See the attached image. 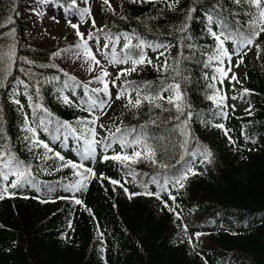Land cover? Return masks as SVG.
Returning <instances> with one entry per match:
<instances>
[{
    "label": "trees",
    "instance_id": "1",
    "mask_svg": "<svg viewBox=\"0 0 264 264\" xmlns=\"http://www.w3.org/2000/svg\"><path fill=\"white\" fill-rule=\"evenodd\" d=\"M53 1L62 6L69 5L67 0ZM118 1L121 13L104 10V31L97 35L103 38L104 34H110L114 39L123 32L135 33L146 45H164L171 52L170 59L166 60L167 69L161 67L165 61L147 57L152 63L138 66L136 72L122 76L120 90L125 87V81H130L128 92L133 100L136 98L133 89L138 86L142 95L162 94L167 97L171 93L164 89L171 83H180L185 102L190 106L185 112L193 113L188 125L190 137L188 144L181 147L185 137L180 129L186 116L176 120L177 113L166 100L158 101L162 108L147 102L140 108H130L126 106V95L120 99L104 127L97 129V139L108 138L109 130L115 132L116 127L135 128L136 132L129 139L142 131L143 139L156 149L159 164L141 161L132 165L137 174L134 180L128 174V168L117 161L102 159L105 154L111 156L121 152L118 143L113 144L107 153L102 145H98L97 162L93 165L88 161L83 163L92 167L98 177L103 174L120 181L129 193L142 192V183H147L149 191L156 192L158 188L150 182L151 176L180 175L187 167H194L200 174L190 175L179 192L169 185V191L176 196L175 204L166 193H161L162 200L170 207L179 205L176 212L181 219H177L175 213L168 211L155 197L136 195L129 199L123 188L112 185L108 179H92L78 198L83 204L77 205L71 198L72 192L64 189V185L75 182L72 170L55 171L60 161L38 159L44 152L42 148L28 151L29 141L24 137L30 134L23 131L25 114L34 126L28 95H32V104L42 100L54 117L72 123L79 131L82 126L77 119H92L91 111L86 109L89 96L97 94L92 93L89 86L86 95L85 82L61 71L56 65L52 66L50 57L61 44H26L19 16L23 0H0V51L6 52L13 43L16 49L10 75L5 76L0 71V80L5 85L0 88V151H4V145H7L18 159L32 166L33 175L41 184L40 193L26 186L16 197L0 201V264H264V33L257 40L261 46L258 51L260 64L253 66L247 60L245 63V74L248 75L245 82L249 89L247 102L254 111L242 117L247 121L242 131L235 124V117H232L235 127L220 123L221 112L208 99L215 91L208 87L213 83L215 62L205 67L207 56L212 54L215 46L207 31V15L223 17L230 26L242 28L249 19L245 13L252 9L237 5L233 0ZM169 4L174 7L170 8ZM192 8L196 11L191 12L192 19L187 20ZM185 23L188 31L182 33L179 29ZM13 28L14 39L8 35ZM212 28L219 31L215 24ZM187 36L191 39H186ZM137 42L133 38L132 43ZM106 43L110 47L105 53L110 56L111 43ZM189 44L193 47H187ZM123 45H115L117 54L123 55ZM123 65L126 68L132 66L130 63ZM65 72L75 76L80 86L63 89L62 94L70 98L74 93L73 102L78 106L65 105L58 98L57 89H62L63 82L68 80ZM206 74L208 78H205ZM53 77L59 79L53 80ZM37 87L40 96L36 95ZM12 89L25 91L26 103H21L23 111L20 105L6 100ZM216 124L229 129L228 135L215 127ZM229 136L235 144L230 143ZM38 137L64 155L66 160L81 162L75 138L70 136L61 142L42 129L38 130ZM203 146L213 153L210 164H201L202 157L191 155ZM126 151L131 154L133 149ZM160 164L167 165V169ZM44 185L53 186L55 191L47 193ZM24 196L29 198H22ZM37 196L55 202L41 203L33 198ZM86 208L91 209V214ZM97 225L102 237L98 235ZM184 225L193 233L191 243L183 231ZM197 232L202 233L199 240L194 236ZM65 235L67 239L63 238Z\"/></svg>",
    "mask_w": 264,
    "mask_h": 264
},
{
    "label": "snow or ice",
    "instance_id": "2",
    "mask_svg": "<svg viewBox=\"0 0 264 264\" xmlns=\"http://www.w3.org/2000/svg\"><path fill=\"white\" fill-rule=\"evenodd\" d=\"M40 4H45L48 0H37ZM132 3L141 2V0H131ZM150 2V0H148ZM178 2V0H176ZM233 2L237 5H245L248 8L252 9L245 13L248 15L249 19L246 22L245 26L242 28H234L230 26L227 20L223 17L217 16L213 17L212 14L207 15V31L210 36L215 41V46L212 54L207 56L208 64L205 67H209L213 62L216 63L215 72L217 75H213L211 80L213 83L208 85L209 88L214 89L212 95L208 97V99L212 100L217 104L218 107H225L224 101L226 99L225 96L221 95L220 89L216 88V84L214 83L219 79V82L223 84L224 79L228 78L230 81H235L239 83V79L236 74L233 72V67L238 68L243 63V55H246V52H243V49L250 48V46L255 45L258 51L261 50L260 44L257 43V40L264 33V0H233ZM83 3L86 5L84 8H79L77 6V0H71V3L66 8V17H71L73 15L77 16L79 19V23H72L70 18L67 19V23L71 28L75 30L76 36L79 38V42L73 46H70L69 49H61L53 53L54 56L59 57L61 52H68L75 49L76 51L73 54L79 58L81 55L85 59V63L89 65L88 70L92 71V64L101 67V75L94 78L95 82L103 84L102 88H92L90 91L92 93L97 94L95 97L89 96V107L86 110H94L99 109L103 110L105 105L108 104V101L111 100V93L109 89V81L105 79V77L110 76L111 74L107 71L106 68L101 65V61L96 58V55L93 53L92 46H90L89 41H95V46L97 51H101L102 49H108L110 47L109 43H104L102 46L100 44L101 36L97 35V33H103V28H96V21L92 17L91 7L88 5V0H83ZM105 5H108V10L114 12L110 4V0H103ZM169 7H174V4H169ZM35 11V10H33ZM196 9L192 8L187 16V20H191V12H195ZM40 15V13H36ZM124 18V17H122ZM88 20H91V28L96 31H89L87 36L83 32L80 31V24L87 23ZM59 21H57L58 23ZM9 23H12L10 20ZM215 24L219 31H215L212 28V25ZM246 29V30H245ZM182 33H187L188 24L185 23L179 29ZM10 37L14 39L15 37V29L13 28L11 32L8 33ZM106 41L111 43V55H105V59L108 63L113 65L118 64H128L130 63L132 66L130 68H125L120 71L119 74L115 76V79L111 81V84L115 87L116 81L121 79V76L130 75L132 72H136L138 70V66L144 64H151L152 61L147 58L144 48L147 47H156L154 45H146L143 40H140L135 33H127L123 32L117 35L114 39L110 34H104L103 37ZM123 38L125 41L123 45V55L117 54L115 45L119 43L120 39ZM133 38L137 39V43L133 44ZM186 39H191L190 36L185 37ZM231 42L235 45V49L233 52H229L226 43ZM187 47H193L191 44L187 45ZM243 52V55L241 53ZM160 55H164L163 52ZM233 55L239 56L240 59L238 62L233 65L232 57ZM16 58V49L15 43L7 48L6 52L0 51V71H3L5 76L10 75L12 66L15 62ZM227 60V67H224L225 61ZM26 63H32L31 61L25 60ZM55 67V65H52ZM161 67L164 69L168 68L167 62H165ZM61 71H63L61 69ZM231 73V76H229ZM177 75H179V71L177 70ZM65 76H68V80L63 82V88L57 89V92L60 94L59 99L62 103L69 106H78L75 105L74 102L67 95H63V89H69L80 86V82L77 81L75 76H69L67 72L64 73ZM207 74H206V77ZM53 80H58V77H53ZM51 83V80L48 81ZM71 82V83H70ZM23 83V81H21ZM92 81H89V84ZM89 84H84L83 87L85 89V94H88ZM132 82L125 81V87H123L116 95V99H121L122 97L128 96V104L126 106H130V108H140L144 102L153 105L156 108H162L163 105L158 101L166 100L167 104L172 105L175 109L177 115L175 116L176 120H180L181 116H186V119L182 121L183 127L180 129L181 135L185 137L183 144L181 147H185L188 144V138L190 137V132L188 131L189 121L193 118V113L191 111L185 112V109L190 107L185 102V97L183 92L181 91L180 83H171L167 86L165 91H170L171 95L165 97L162 94H143L140 91V86L133 89L136 92V98L133 100L128 92V89L131 87ZM4 83L0 80V88L4 87ZM147 87V86H144ZM99 93H103L107 99H100ZM74 94V93H73ZM244 94H249L248 89H244ZM36 95L40 96V88H36ZM236 99V97H232ZM27 99L29 100V106L33 108V117H34V126L33 122H30L27 114L24 116V128L23 131L30 134L24 137L25 141H29L28 151L33 152L35 149H43V154L39 155L37 158L42 159L44 161L51 160L55 158L60 161L59 167L55 169V171H61L64 168H69L72 170V175L76 177L75 182L64 185L65 191L72 192L73 194L76 192L86 191L89 185V182L92 179H99L101 181L108 179L112 185H119L123 188L125 193H128L129 199L136 195H145L149 197H155L158 200H161L164 207L168 209V211L175 213L177 219H181L179 213L176 212V207H170L167 201L162 200L161 193H166L168 198L175 204L176 196L172 195L171 191H169V185L172 188H175L177 192L180 189L185 187L186 181L189 179V176L198 175V173L194 167H187L185 171L180 175L168 176L165 175L161 177L159 174L155 176H151L150 182L158 188V191L152 192L149 191L147 183H142L141 187H143V191L139 193H129L128 189L124 187V184H121L120 181L115 179H109L105 177L103 174H100L98 177L95 170L92 167L85 166L83 161L94 160L97 156V146L102 145L104 152L107 153L108 149L112 147L113 144L118 143L122 149L121 152H117L114 155H103L102 159L104 161L113 160L120 163L123 167L129 169V175L135 180L136 172L131 167L134 164L140 163L141 161H149L153 165H158L159 162L156 159V149L153 145L149 144L146 140L143 139V132L137 133L131 140L129 136L132 133L136 132L135 128L131 129H122L121 127H116L115 132H111L109 130V137L106 139H97L99 133L97 132V121L99 120V116H94L93 119H77V123L82 127L78 131L76 127L73 126L72 123L68 121H61L58 117H54L53 113L49 111L48 108L44 107L42 100L41 103L32 104V95H28ZM13 103L20 105V110L23 111L24 106L21 104L20 100L14 99ZM110 106V105H109ZM234 107V106H233ZM39 113V115H37ZM249 114H251L249 110ZM222 115L226 118L227 113L222 112ZM100 128H103L104 125L100 124ZM215 127L224 130L225 135H228L229 129H226L223 124H216ZM43 130L44 132H49L54 140H61V142L67 141L71 136L77 141V154L80 158L81 162H75L73 160H66L65 156L60 152L55 151L50 144L44 140H40L38 137V130ZM2 131V129H0ZM230 143L235 144V141L231 139L229 136ZM139 147V150H137ZM132 148L133 151L131 154H128L126 149ZM4 151H0V201L6 198H14L17 196L19 192H21L26 186H30L37 193L41 192V184L36 181L35 176L32 172V166L30 164H26L24 161L18 159L16 154L12 152L7 145H4ZM52 153L51 156L48 154ZM192 156L199 155L202 157L200 160L201 164L204 163H212L214 156L212 151L203 146L201 149H198L197 152L191 153ZM162 168L167 169V165H159ZM43 171H47L46 169H42ZM50 174V173H48ZM147 175V174H142ZM10 177H12L11 182L9 183ZM127 183V181H125ZM47 189V193H52L55 191V188L51 185H44ZM115 190V189H113ZM24 199H28L29 197L24 196ZM34 199L40 200L41 203L55 202L40 199L39 196L33 197ZM75 204L82 205L83 201L76 198L75 195L71 197ZM58 199H67V197H58ZM91 214V209H85ZM69 228L72 227L71 221H69ZM98 235L103 236V233L99 232V226L97 225ZM183 231L187 234V225H184ZM202 233H194V236L197 240H199ZM63 238L67 239V235ZM189 243L192 242V237H188ZM103 251V249H101Z\"/></svg>",
    "mask_w": 264,
    "mask_h": 264
},
{
    "label": "rangeland",
    "instance_id": "3",
    "mask_svg": "<svg viewBox=\"0 0 264 264\" xmlns=\"http://www.w3.org/2000/svg\"><path fill=\"white\" fill-rule=\"evenodd\" d=\"M71 2V0H68ZM110 4L114 9V14H120L121 7L118 0H110ZM88 5L91 7L92 17L96 21V28H103L105 24V20L102 17V12L104 10H108V5L103 3V0H88ZM77 6L79 8H84L86 5L83 3V0H77ZM35 10V11H33ZM112 12V11H111ZM36 13H40L37 15ZM19 15L23 21L24 26V38L25 42L28 45L32 46H55L57 44H61V47L57 49L55 52L60 51L61 49H69L70 46L75 45L79 42V38L75 34V30L69 26L67 23V19L70 18L72 23H79V19L77 16L73 15L71 17H66V8L63 9L60 5L54 4L52 0H48L45 4H40L37 0H24L20 6ZM57 21H59L57 23ZM80 31L87 36L89 31H95V29L91 28V20H88L87 23L80 24ZM123 38L120 39L118 45H123ZM106 43L103 39L100 40L101 46ZM90 46H92L93 53L96 55V58L101 61V65L107 69V71L111 74L108 77H105L107 81H109V89L111 93V100L108 101V104L105 105L104 109L101 111L99 109L92 110V116H99V120L97 121V129L100 128V124H104L109 117L111 116L113 110L118 106L120 99H116L117 93L120 91L121 79L116 81V86L114 87L111 84V81L115 79V76L120 73L122 69L125 67L122 64L113 65L108 63V61L104 57V53L107 49H102L101 51H97L95 46V41H89ZM229 52H233L235 49V45L231 42L226 43L225 45ZM76 51L73 49L68 52H61L59 57L54 56L53 54L50 57V62L54 65H57L62 70L70 72L77 76L82 81L89 84V81L92 83L89 84L92 88H102L103 84L95 82L94 78L101 75V67L95 64H92V71H89V65L85 63L84 57L81 55L77 58L73 52ZM144 51L151 57L156 59L166 58L168 56V51H165L164 46H156V47H145ZM54 52V53H55ZM163 52L164 55H160ZM243 52H246V55H243ZM241 55H243V63L238 67H233V72L236 74L239 79V83L235 81H230L228 78L224 79L223 84L219 82V79L216 81L217 89H220L221 95L225 96L226 99L224 101L225 107H216L222 111L227 113V117L225 118L223 115L220 117L221 123H230L235 127V124L232 122L231 118L233 116H241L243 113H249V109L245 100L243 75L245 72V58H247L248 62L253 66H258L260 64L258 51L254 46H250V48L243 49ZM239 56L233 55L232 64L235 65ZM227 60L225 61L224 67H227ZM215 75L217 73L215 72ZM231 76V73H229ZM245 81L248 79V75H244ZM102 96V99H107L103 93H99ZM232 97H236L233 99ZM25 91L12 89L9 92L7 97V101L9 103H13L14 99L20 100L21 103H26L24 101ZM71 99H74V95L71 96ZM110 105V106H109ZM234 106V107H233ZM251 112V111H250ZM238 127L242 129L245 127L246 122L238 119V123L236 124ZM99 153L97 152L96 158L93 160H97ZM81 192H76L73 195L75 197H79ZM187 236L192 237V233L187 231Z\"/></svg>",
    "mask_w": 264,
    "mask_h": 264
}]
</instances>
